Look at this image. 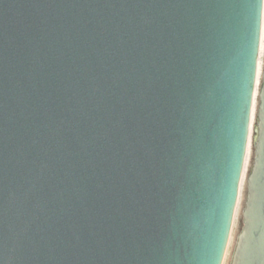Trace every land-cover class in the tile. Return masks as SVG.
Wrapping results in <instances>:
<instances>
[{
    "label": "water",
    "instance_id": "95a60500",
    "mask_svg": "<svg viewBox=\"0 0 264 264\" xmlns=\"http://www.w3.org/2000/svg\"><path fill=\"white\" fill-rule=\"evenodd\" d=\"M263 0H0V264H221ZM231 264H264V59Z\"/></svg>",
    "mask_w": 264,
    "mask_h": 264
},
{
    "label": "bare ground",
    "instance_id": "6f19581e",
    "mask_svg": "<svg viewBox=\"0 0 264 264\" xmlns=\"http://www.w3.org/2000/svg\"><path fill=\"white\" fill-rule=\"evenodd\" d=\"M262 33H264V0H263V8H262V23H261V33H260V43H259V50H258L257 67H256V76H255V83H254L252 107H251V113H250L248 140H247V145H246V152H245L244 163L242 167V173H241L239 187H238V195H237V200H236L237 206L239 205V202L241 199V192H242L245 179L247 177L248 167H249L250 159H251V140H252V133H253L254 122H255V110H256L257 100H258V91H259L261 73H262V68H263L264 40L261 39Z\"/></svg>",
    "mask_w": 264,
    "mask_h": 264
},
{
    "label": "rangeland",
    "instance_id": "374dc122",
    "mask_svg": "<svg viewBox=\"0 0 264 264\" xmlns=\"http://www.w3.org/2000/svg\"><path fill=\"white\" fill-rule=\"evenodd\" d=\"M263 59H264V54H263ZM262 71H263V68H262ZM261 76H262V73H261ZM261 80H262V77H261ZM261 80H260V83H261ZM257 105H258V100H257ZM256 114H257V106H256V110H255V122H254V128H253L252 140H251V159H250V164L248 167L247 177H248V174H249L250 169L252 167L253 157H254V143H255V132H254V130L256 128V122H257ZM247 177L245 179V182H244V185L242 188L241 199H240L239 205L237 206V204H236L237 208L235 207V209H234V214H233L232 223H231V227H230V233H229L226 249H225L221 264H231V259L233 256L236 241H237L238 235L240 234L242 227H243L242 211L244 209L245 199H246V194H247ZM236 203H237V201H236Z\"/></svg>",
    "mask_w": 264,
    "mask_h": 264
},
{
    "label": "snow or ice",
    "instance_id": "6c2138e0",
    "mask_svg": "<svg viewBox=\"0 0 264 264\" xmlns=\"http://www.w3.org/2000/svg\"><path fill=\"white\" fill-rule=\"evenodd\" d=\"M262 40H264V33H262V37H261Z\"/></svg>",
    "mask_w": 264,
    "mask_h": 264
}]
</instances>
